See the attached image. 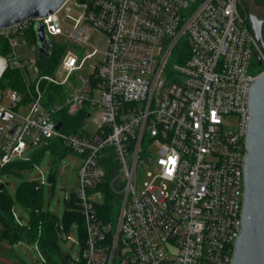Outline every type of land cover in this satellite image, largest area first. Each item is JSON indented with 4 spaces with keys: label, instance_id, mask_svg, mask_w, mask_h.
Here are the masks:
<instances>
[{
    "label": "built area",
    "instance_id": "built-area-1",
    "mask_svg": "<svg viewBox=\"0 0 264 264\" xmlns=\"http://www.w3.org/2000/svg\"><path fill=\"white\" fill-rule=\"evenodd\" d=\"M37 20L65 49L43 73L36 19L0 28L10 47L0 80L16 68L25 82L24 92L0 86V168L57 141L81 156L85 242L70 264H231L249 92L264 72L239 0H67ZM62 113L84 114L76 132ZM109 193L115 219L100 211ZM59 234L71 238L61 223Z\"/></svg>",
    "mask_w": 264,
    "mask_h": 264
},
{
    "label": "water",
    "instance_id": "water-1",
    "mask_svg": "<svg viewBox=\"0 0 264 264\" xmlns=\"http://www.w3.org/2000/svg\"><path fill=\"white\" fill-rule=\"evenodd\" d=\"M67 0H0V28L36 19L34 31L40 51L53 52L45 24L38 18L56 12ZM84 1V0H81ZM256 39L264 51V17L249 15ZM262 64V57L258 55ZM61 123L57 125V128ZM1 184V187L5 186ZM231 264H264V72L251 84L245 137L242 230Z\"/></svg>",
    "mask_w": 264,
    "mask_h": 264
},
{
    "label": "rangeland",
    "instance_id": "rangeland-1",
    "mask_svg": "<svg viewBox=\"0 0 264 264\" xmlns=\"http://www.w3.org/2000/svg\"><path fill=\"white\" fill-rule=\"evenodd\" d=\"M239 7L248 19L250 14L264 17V6L260 0H239ZM262 52L264 53L263 50ZM16 53L21 56H31L29 46H17ZM251 68L258 71L262 66L252 58ZM229 124H235V119L229 120ZM87 126H91L89 120ZM39 150L40 146H28L20 155L15 156L12 162L19 166L11 176L2 174L0 183L6 184V192L13 202L16 216L23 225H27L30 219L29 211L16 199L17 187L24 181H37L42 187L44 209L52 213L62 225L69 223L68 232L71 238L67 239L66 235L62 234L57 238L60 251L76 259L82 249L80 225L77 221H68L66 210L67 203L77 193L78 170L82 158L69 150L66 155L59 157L50 148H46L37 154L38 159L35 164L26 163ZM118 212L119 208L116 207L112 215L113 219ZM0 264H43V260L36 244L25 240L11 241L4 237V227L0 223Z\"/></svg>",
    "mask_w": 264,
    "mask_h": 264
},
{
    "label": "trees",
    "instance_id": "trees-1",
    "mask_svg": "<svg viewBox=\"0 0 264 264\" xmlns=\"http://www.w3.org/2000/svg\"><path fill=\"white\" fill-rule=\"evenodd\" d=\"M264 6V0H260ZM65 47L61 44L53 42V52L50 56L44 55V61L41 62V72L51 73L57 65L60 57L64 52ZM10 50L7 40L0 37V53L7 54ZM2 88L11 87L21 92L25 91V82L21 71L16 68H9L5 73L2 80H0ZM57 98L63 97L64 92L61 86L52 85L48 89ZM63 126L66 131L76 132L83 123L84 114L81 113L76 117H71L62 113ZM46 148H50L56 156H64L68 153L67 147L61 142L57 141L41 148L31 160L26 163L35 164L40 152ZM22 165V164H21ZM20 165V166H21ZM19 166L10 162L5 167L0 168V173L11 176L15 168ZM6 185L0 187V223L4 227V237L11 241L25 240L36 244L41 255L47 261V264H70L71 256L65 255L60 251L57 243L59 235V221L56 217L46 211L43 206L42 187L37 181H24L17 187L16 199L29 211L30 219L27 225H23L19 221L13 210V202L6 192ZM108 195V193H107ZM114 196L111 197L110 193L107 197L106 205L100 210L107 217L113 214L115 209ZM76 197L67 203L66 217L69 222L77 221L80 225L81 242H85V226L82 214L77 210L75 205ZM68 224H64L68 230Z\"/></svg>",
    "mask_w": 264,
    "mask_h": 264
},
{
    "label": "clouds",
    "instance_id": "clouds-1",
    "mask_svg": "<svg viewBox=\"0 0 264 264\" xmlns=\"http://www.w3.org/2000/svg\"><path fill=\"white\" fill-rule=\"evenodd\" d=\"M174 161V160H173ZM173 161H172V163H173ZM162 163H163V161H162Z\"/></svg>",
    "mask_w": 264,
    "mask_h": 264
},
{
    "label": "snow or ice",
    "instance_id": "snow-or-ice-1",
    "mask_svg": "<svg viewBox=\"0 0 264 264\" xmlns=\"http://www.w3.org/2000/svg\"><path fill=\"white\" fill-rule=\"evenodd\" d=\"M173 163H174V161H173Z\"/></svg>",
    "mask_w": 264,
    "mask_h": 264
}]
</instances>
